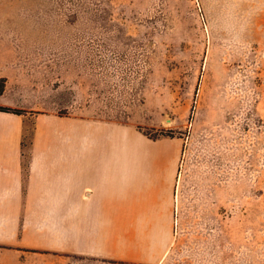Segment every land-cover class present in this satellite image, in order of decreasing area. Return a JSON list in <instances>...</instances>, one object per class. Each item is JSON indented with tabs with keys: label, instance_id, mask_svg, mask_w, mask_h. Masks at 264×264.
<instances>
[{
	"label": "rangeland",
	"instance_id": "374dc122",
	"mask_svg": "<svg viewBox=\"0 0 264 264\" xmlns=\"http://www.w3.org/2000/svg\"><path fill=\"white\" fill-rule=\"evenodd\" d=\"M259 5L28 0L50 32L19 35L20 63L0 66L11 91L27 93L21 104L129 126L165 162L178 142V164L153 256L73 254L16 224L0 228V264H264V35L250 39L264 34L250 18ZM31 136L28 122L25 152Z\"/></svg>",
	"mask_w": 264,
	"mask_h": 264
},
{
	"label": "crops",
	"instance_id": "0c3cea01",
	"mask_svg": "<svg viewBox=\"0 0 264 264\" xmlns=\"http://www.w3.org/2000/svg\"><path fill=\"white\" fill-rule=\"evenodd\" d=\"M259 4V15L250 18L262 25L264 0ZM37 17L28 0H0V66L20 63L19 35L50 32L37 24ZM263 35L250 32V39L260 41ZM16 90L6 81L0 94V106L25 111H0V228H40L54 246L67 243L65 249L73 254L153 256L157 240L167 238L157 225L171 217L180 144L173 143L165 162L157 144L129 126L34 109L21 104L27 93ZM28 122L32 136L25 152ZM125 225L132 239L125 238Z\"/></svg>",
	"mask_w": 264,
	"mask_h": 264
},
{
	"label": "trees",
	"instance_id": "16d2710c",
	"mask_svg": "<svg viewBox=\"0 0 264 264\" xmlns=\"http://www.w3.org/2000/svg\"><path fill=\"white\" fill-rule=\"evenodd\" d=\"M5 79L4 78H0V94H2L4 86H5ZM0 111L1 112H7V113H13L16 115H21L24 114L25 111L24 110H20V109H15V108H11V107H6V106H0Z\"/></svg>",
	"mask_w": 264,
	"mask_h": 264
}]
</instances>
